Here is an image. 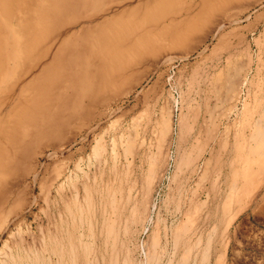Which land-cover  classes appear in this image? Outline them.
Here are the masks:
<instances>
[{
  "label": "rangeland",
  "instance_id": "1",
  "mask_svg": "<svg viewBox=\"0 0 264 264\" xmlns=\"http://www.w3.org/2000/svg\"><path fill=\"white\" fill-rule=\"evenodd\" d=\"M17 1L0 264H264V0Z\"/></svg>",
  "mask_w": 264,
  "mask_h": 264
},
{
  "label": "bare ground",
  "instance_id": "2",
  "mask_svg": "<svg viewBox=\"0 0 264 264\" xmlns=\"http://www.w3.org/2000/svg\"><path fill=\"white\" fill-rule=\"evenodd\" d=\"M17 3V5L19 4V1L17 0H0V75H2V72L4 71V56H8V54H10L8 51L4 53V50L2 49V39L9 37V31L6 28V26L3 23V19L4 17L2 16H6L7 13L10 12V7L12 4ZM22 4V3H21ZM39 5V3L37 4ZM20 11V9L18 10ZM35 13V8H32L31 10H29V18L26 20H23L25 18L20 17V21H19V29L25 31V29H28V32L31 33L30 35H32V32L34 30L35 27H37L36 25V21L38 20L37 17H35L34 15ZM28 33V35H29ZM20 35H23L22 33H19ZM27 35V36H28ZM25 36V34L23 35ZM26 36V37H27ZM11 37V35H10ZM14 59V58H13ZM62 248H60V250H52L51 251V255H54L55 257H57L58 261H60L62 263V259H63V252H62ZM12 259V258H11ZM205 260V258H204ZM21 264H27V260H23L20 261Z\"/></svg>",
  "mask_w": 264,
  "mask_h": 264
}]
</instances>
